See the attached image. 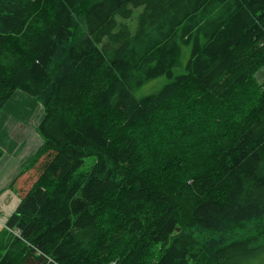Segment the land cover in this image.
Wrapping results in <instances>:
<instances>
[{"label": "trees", "instance_id": "1", "mask_svg": "<svg viewBox=\"0 0 264 264\" xmlns=\"http://www.w3.org/2000/svg\"><path fill=\"white\" fill-rule=\"evenodd\" d=\"M263 65L264 0H0V111H44L0 264H262Z\"/></svg>", "mask_w": 264, "mask_h": 264}, {"label": "crops", "instance_id": "2", "mask_svg": "<svg viewBox=\"0 0 264 264\" xmlns=\"http://www.w3.org/2000/svg\"><path fill=\"white\" fill-rule=\"evenodd\" d=\"M39 106L33 98L18 91L0 112V231L29 189L25 183L31 171L24 174L22 171L42 143L35 130L42 118L37 116ZM31 118L35 120L34 131H22L17 122Z\"/></svg>", "mask_w": 264, "mask_h": 264}, {"label": "rangeland", "instance_id": "3", "mask_svg": "<svg viewBox=\"0 0 264 264\" xmlns=\"http://www.w3.org/2000/svg\"><path fill=\"white\" fill-rule=\"evenodd\" d=\"M189 54H190L189 48L183 47L182 53L180 56V61H181L180 65H182V66H179L178 68L175 69L174 73L176 75L185 73L184 64L188 60ZM167 81L168 80L165 77H160V78L150 80L146 84H144L140 89L134 91L133 94L136 98H141V97H144V96H147L150 94H154V93L158 92L165 85V83ZM254 81L258 85H262L264 83V65L261 66L254 73ZM27 95L30 96L29 94H27ZM30 97L34 99V101L36 102V105H38V106L40 105L39 102H37V100L34 97H32V96H30ZM39 107H41V108H39V110H38L39 113H37V116L43 117L44 116L43 108L41 105ZM164 109H167V105H166V107H164ZM1 111H2V109H1ZM29 113H31L30 108H29ZM196 113L197 112H195V111L193 112V114H196ZM33 115H34V112H32V116ZM169 121H170V118L167 117L163 123V126H167ZM194 121H195V118H193V117H191V115H189L188 121H186V122H189L190 124H192V123H195ZM34 122H35V120H32V118H31L30 120L24 121V122L18 121L17 124L19 127H21L22 131H24V132H25V130L28 129V133H29L30 131H34V126H33ZM94 161H95L94 156L86 157L84 159V163L80 169V172L88 171L89 168L91 167V165L94 163ZM253 226H254V222H250V223L244 224L243 228L234 230L232 233L227 235L229 238L228 239L229 242L235 241V240L239 239L240 237L244 238V237L252 235L253 231H254ZM262 264H264V256H263V263Z\"/></svg>", "mask_w": 264, "mask_h": 264}, {"label": "bare ground", "instance_id": "4", "mask_svg": "<svg viewBox=\"0 0 264 264\" xmlns=\"http://www.w3.org/2000/svg\"><path fill=\"white\" fill-rule=\"evenodd\" d=\"M146 253V252H145ZM147 256V255H146Z\"/></svg>", "mask_w": 264, "mask_h": 264}]
</instances>
